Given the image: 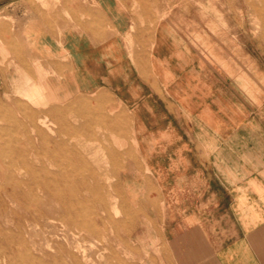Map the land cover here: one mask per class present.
Returning a JSON list of instances; mask_svg holds the SVG:
<instances>
[{"label": "crops", "instance_id": "crops-1", "mask_svg": "<svg viewBox=\"0 0 264 264\" xmlns=\"http://www.w3.org/2000/svg\"><path fill=\"white\" fill-rule=\"evenodd\" d=\"M116 2L0 0V80L106 95L130 115L125 191L146 217L158 208L164 263L264 264V88L184 23L142 27Z\"/></svg>", "mask_w": 264, "mask_h": 264}, {"label": "rangeland", "instance_id": "rangeland-1", "mask_svg": "<svg viewBox=\"0 0 264 264\" xmlns=\"http://www.w3.org/2000/svg\"><path fill=\"white\" fill-rule=\"evenodd\" d=\"M116 4L136 15L142 27L170 19L184 23L196 47L236 64L244 84L257 78L264 88V21L257 0ZM21 76L0 80V264H167L158 208L146 217L125 191L124 168L138 167L130 115L106 95L62 96ZM37 87L39 97L32 95ZM32 161L52 172L60 167L75 172L63 189L66 205L45 204L49 214L34 218L25 184ZM13 192L18 202L10 198Z\"/></svg>", "mask_w": 264, "mask_h": 264}, {"label": "bare ground", "instance_id": "bare-ground-1", "mask_svg": "<svg viewBox=\"0 0 264 264\" xmlns=\"http://www.w3.org/2000/svg\"><path fill=\"white\" fill-rule=\"evenodd\" d=\"M257 1L259 3L258 14L262 21H264V0ZM35 90L36 91H34L32 95L39 97L41 95V87H37ZM32 145V150L34 152V150L36 151L37 148L35 147L34 142ZM59 145H61V143H59L58 146ZM59 164L61 163L59 162ZM27 169L29 177L25 184L28 186V188H30L31 192V197L29 199L32 206V209L29 213L30 217L34 218V213H38L39 216L48 215L49 213L44 209L43 205L51 202H55L60 205H66L67 198L63 193V189L65 186H67L68 179L72 178L73 174H75L73 169L70 171H64L60 167L57 171L52 172L47 169L43 162L38 161H32ZM10 198L13 202H18L20 199V197H18L15 192L11 194Z\"/></svg>", "mask_w": 264, "mask_h": 264}]
</instances>
